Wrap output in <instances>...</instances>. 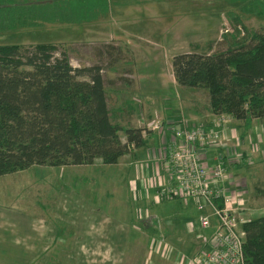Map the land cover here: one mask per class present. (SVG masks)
<instances>
[{"label":"crops","instance_id":"crops-1","mask_svg":"<svg viewBox=\"0 0 264 264\" xmlns=\"http://www.w3.org/2000/svg\"><path fill=\"white\" fill-rule=\"evenodd\" d=\"M182 3L183 0H111L104 13L95 19L76 24L79 32L82 29L89 33V62L84 66H101L108 105L111 110H116L118 120L125 125L146 126L151 130L149 145L143 150L152 151V159L141 152H135L134 158L129 157L136 166L134 178L141 177L140 194L138 192L135 196L137 201L145 199L148 205L152 204L153 191L148 188L147 182L150 180L153 185L159 183L154 174L166 180L171 178L166 157L169 147L176 140L170 125L183 120L191 126H201L203 123L202 126L210 130L220 131V142L199 146L203 161L208 168H212L216 164L217 156L222 154L227 167L222 185L231 195L237 193L243 196L242 207L245 205L246 210L249 209V205H246L248 197L254 194L257 207L250 211L252 215L257 214L255 218L261 217L264 215V119L254 120L246 129L242 120L228 114L212 113L209 99L207 103L192 100L190 92H193V88H185L187 90L184 94L185 101L191 99L192 102L186 103L182 99L175 107L161 105L152 94L153 89L167 91L171 87L179 93L184 89L177 83L167 47L171 41L177 48L184 42V48H179L182 50L173 57L190 52V34L185 33L178 40L177 36L173 40L165 38L169 26L173 22L182 21L179 12L173 10ZM44 25L58 23H43L39 27ZM28 28L34 27L23 29ZM75 51L78 54L77 47ZM165 65L170 66L169 76L166 75ZM178 107L183 109L178 112ZM155 125H159L160 129L156 130ZM154 153L157 154L156 158ZM12 182L16 183L17 180ZM89 183L95 185L93 182ZM30 184L32 187L33 184ZM136 184L138 188L137 181ZM235 186L237 188L233 189ZM163 192L167 198L177 197L179 200L175 201H179L180 209L176 221L166 225L165 229L151 227L152 232L156 230L155 232L161 234V242H168V248L164 252L162 243L152 245V248L161 251L159 258L145 259V262L135 258L133 261L130 260L133 252H126L128 245L133 243L134 233L138 234L137 242L139 237L149 235L150 228L138 225L131 227L121 222L115 224L109 216H106L105 221L100 220L96 205L91 201L89 206L83 205L81 201L77 205L78 197H75L72 209L61 204L58 207L57 204L56 208L47 211L48 214L41 212L40 208L0 210V264H192L191 258H185L187 254L184 252L196 248L198 253L202 249L195 245L202 242L199 238L200 232L194 235L200 228L197 225L199 211L195 199ZM83 196L88 197L86 194ZM61 200L65 201L60 198L59 201ZM177 231H182L187 236L182 243L177 237ZM210 231L203 230L202 233L207 236ZM154 237L150 236V249ZM172 241L176 247L180 244L177 248L183 250L184 256L181 260L179 251L173 253L176 247L171 245ZM136 248L138 247L132 250Z\"/></svg>","mask_w":264,"mask_h":264},{"label":"trees","instance_id":"trees-1","mask_svg":"<svg viewBox=\"0 0 264 264\" xmlns=\"http://www.w3.org/2000/svg\"><path fill=\"white\" fill-rule=\"evenodd\" d=\"M229 1H245L243 12L264 17V0ZM108 7V0H0V32L80 23ZM235 19L223 40L177 54L172 64L181 88L206 90L212 113L231 115L248 129L264 119V32ZM150 133L117 119L101 66H73L61 43L0 45V176L35 165L117 164L147 148ZM242 226L246 263L264 264V215Z\"/></svg>","mask_w":264,"mask_h":264},{"label":"rangeland","instance_id":"rangeland-1","mask_svg":"<svg viewBox=\"0 0 264 264\" xmlns=\"http://www.w3.org/2000/svg\"><path fill=\"white\" fill-rule=\"evenodd\" d=\"M183 1L184 3L178 4L176 6L177 8H173L174 11L179 12L178 14H180L182 21L173 22V25L171 27L169 26L168 31H165V38L167 40H173V38L177 36L178 40L180 37H183L185 33H188V35L190 34L188 39L191 45L190 51L197 46H200V49H207L209 46L223 40V33L227 31L233 32L235 30L237 25L235 16L239 17L249 30L264 32V17L243 12L241 5L244 4L245 1L236 3H232L229 0ZM110 2L111 0H108L109 5ZM103 12L104 11H101L100 13ZM59 23L58 25H44L43 27L38 26L28 29H23L24 27H22L18 28V30L0 32V45L21 44L30 47L38 43H61V45L68 50L73 66H84L88 64V31H82L81 29L79 32L78 25H76L78 24L77 22ZM242 26L240 28L243 31L244 28ZM139 43L145 44V42L141 41H139ZM172 43L173 41H171V44L167 47L168 58L171 60L176 52L182 50L179 48H184L185 45L184 42H182L181 47L177 48ZM76 47L78 48V54L75 51ZM187 49H189V47H187ZM165 66L166 75L169 76L171 74L169 69L170 66ZM186 90L185 88L181 89V93H179V91L169 87L167 91L153 89L152 94L155 96V101H158L161 105L175 107L182 99L185 101L184 94ZM190 94L192 95V100H200L207 103L209 99L208 93L202 88H194L193 92L191 91ZM192 100L190 99L189 101L192 102ZM189 101L185 102L188 103ZM181 109L183 108L178 107L176 111L179 112ZM202 124L203 123H201V125ZM171 126L173 125L171 124L170 127ZM156 130H159V128H156ZM140 152L143 153L145 157L148 156L152 159V151H144L143 148L136 151L137 154ZM130 156V154H126L124 157H121L117 164H104L101 159H97L95 163L90 165L59 167L35 165L24 171L0 176V210L41 209V212L47 213V211L56 208L57 204L58 207L61 204V206L65 205L72 209L74 199L78 197L77 205L81 201L83 205L89 206L91 201L97 206L96 210L99 214L97 217H100V220L105 221L106 216H109L113 218L115 224H120L119 222H121L131 227L138 225L140 227L150 228L148 231L149 235L139 237L137 242L136 239L138 234L134 233L135 238H133V243L128 245L126 250L127 254L133 252L130 260L135 261L139 259L145 262V259L159 258L158 256H160L161 251L152 248V245H154V243H156V245L162 243L161 246L164 252L168 248V242L164 240H162L164 242H161V234L155 232L156 230L152 232L151 227L163 230L166 225H170L172 222L176 221L180 206L179 201L175 200L179 199L177 197L167 198V195H162L161 192L168 191L169 187H177L179 181L173 176L168 178L169 180H166L154 174L153 176L157 177L159 181L158 184L156 183L157 186L153 185L150 180L147 182L148 188L153 191L152 204L149 203L148 205V201L145 199L137 201L135 196L138 192L140 194L141 177L134 178L133 172L136 166L131 163L132 159H129ZM156 157L157 154L154 153V158ZM147 158H145V160ZM12 180H17V182H12ZM136 181L138 182V188ZM89 182H93L95 185ZM30 183L33 184L32 187H30ZM157 187H159V190H157ZM236 188L235 186L233 189ZM83 194H86L88 197L83 196ZM236 194L234 193L233 195ZM60 195L64 198L60 197ZM254 197L256 198L254 194H250L248 197L247 203L249 204L246 203L247 206L249 205L248 210H246L244 205L245 211L242 215L243 219L241 221V226L246 220L255 218V216L257 217V214L252 215L250 211L257 207V201L254 200ZM60 198L65 199V201L61 200L60 202ZM85 198L90 200H84ZM249 198L251 199L249 200ZM83 201L87 202L84 203ZM241 205L243 206V203ZM198 217L199 214L197 219ZM203 230V227L200 225V228L194 235L196 236L199 232L203 234ZM176 233L181 243L187 237L182 231H177ZM191 234H193V232H191ZM210 234H212V230ZM151 235L155 237L152 238L150 249L148 245ZM165 235L168 237L167 232ZM192 239L195 241L194 238ZM153 240L156 241L153 242ZM171 245H174L173 241ZM179 245L177 247H179ZM195 245L198 248L202 247L203 243L197 242ZM134 247L138 248L132 250ZM174 247L176 246L174 245ZM177 247L173 249V253L176 254V252L179 251V260H181L184 256L182 254L183 250ZM195 250L196 248H194L193 251H185L184 254H187L185 258H192L197 254Z\"/></svg>","mask_w":264,"mask_h":264},{"label":"built area","instance_id":"built-area-1","mask_svg":"<svg viewBox=\"0 0 264 264\" xmlns=\"http://www.w3.org/2000/svg\"><path fill=\"white\" fill-rule=\"evenodd\" d=\"M172 125L170 128L176 143L169 147L166 160L171 176L176 177L179 184L169 188L168 194L195 199L199 211L197 225L212 230L207 236L199 234L203 246L190 263L247 264L244 251L246 231L241 226L245 211L241 205L243 198L238 194L231 195L222 185L227 170L224 156L219 154L216 164L208 168L199 151L201 145L220 142V131L202 125L189 126L183 120ZM154 128L160 129V126Z\"/></svg>","mask_w":264,"mask_h":264}]
</instances>
